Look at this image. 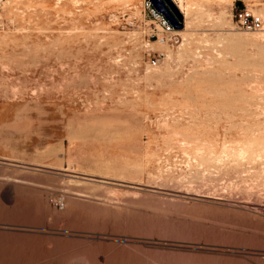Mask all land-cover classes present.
Listing matches in <instances>:
<instances>
[{
    "label": "rangeland",
    "instance_id": "rangeland-1",
    "mask_svg": "<svg viewBox=\"0 0 264 264\" xmlns=\"http://www.w3.org/2000/svg\"><path fill=\"white\" fill-rule=\"evenodd\" d=\"M144 1L1 0L0 107L14 112L0 120L27 122L34 138L0 139L18 159L0 162V264H264V64L227 36L264 33V0H181L187 26L171 42ZM238 7L258 31L234 26ZM48 122L65 128L64 146ZM115 136L141 137L130 158L156 138L141 174L76 155ZM222 144L248 153L195 165L196 147Z\"/></svg>",
    "mask_w": 264,
    "mask_h": 264
},
{
    "label": "crops",
    "instance_id": "crops-1",
    "mask_svg": "<svg viewBox=\"0 0 264 264\" xmlns=\"http://www.w3.org/2000/svg\"><path fill=\"white\" fill-rule=\"evenodd\" d=\"M0 108L3 110L2 111V113L4 114L3 116L6 118L10 117L14 112L12 107L9 105H2ZM27 125H28L27 122L24 123V122L13 121L10 119H1L0 120V139H5L9 142H15L19 139H25V146L28 147V141L33 140L34 133L32 131L33 128L31 127V131H30L28 130L30 127ZM46 129L49 130L48 132L45 133L48 136V139L52 140V142L54 143L58 142L61 139L62 144L64 146L66 131L63 126H60V124L56 122H48ZM108 138H109V141L107 142H105L104 137H103L102 140L97 141L98 143L97 145L92 143L87 148H83L81 146H78L77 149L75 148L76 155L78 156L79 160L84 161V162H90L92 165H95L97 167L104 166L106 169H111L121 175H133L134 176V175L141 174L139 172H140V169L144 168L143 162L145 160V156L147 154H151L155 152V150H150V143L156 138L148 137L149 141L145 142V144L143 145V149H144L143 155L141 157H135V158L127 157V155L131 151L130 150L131 146L137 145V143L140 141L141 139L140 136H118V138L117 137H108ZM101 143L102 145H100ZM107 147L109 149L111 148L110 150H112L113 152L111 157H105L103 154L105 151L109 150ZM117 147H120L121 150L114 151ZM49 150L54 152L55 150H57V148L52 147V148H49ZM4 154H5L4 150L0 149V162L3 164L11 165L10 163H7V162L18 160L16 157L5 156ZM125 155L126 157H124ZM95 157H98V159L97 158L95 159ZM103 160H105L106 162L104 163ZM70 162L71 161L68 158L67 167L69 168H70L69 166ZM56 165L58 167H61L60 163H57ZM76 167L79 168L80 166L76 165ZM136 182L141 183L138 179H136Z\"/></svg>",
    "mask_w": 264,
    "mask_h": 264
},
{
    "label": "bare ground",
    "instance_id": "bare-ground-1",
    "mask_svg": "<svg viewBox=\"0 0 264 264\" xmlns=\"http://www.w3.org/2000/svg\"><path fill=\"white\" fill-rule=\"evenodd\" d=\"M173 1V3L176 5V7H177V9H178V11L181 13V15H182V17H183V19H184V25L185 26H187L185 23L187 22V15H188V4L189 3H187V4H184V6L181 4V0H172ZM196 1V0H195ZM221 1H223V0H221ZM191 2V1H190ZM194 4V3H193ZM190 5V4H189ZM192 5V4H191ZM196 5V4H195ZM195 5H192V6H195ZM195 9H197V8H195ZM258 10V9H257ZM197 11V10H196ZM204 11V10H203ZM249 11V10H248ZM202 12V11H201ZM219 12H220V10H219ZM225 12V11H224ZM250 12V11H249ZM203 13H205V12H203ZM207 13H208V10H207ZM222 13H223V11H221V13H220V15H222ZM254 13V12H253ZM261 13V12H260ZM252 14V13H251ZM253 15V14H252ZM189 16V15H188ZM217 16V15H216ZM222 17H224V16H222ZM260 19V18H259ZM221 20V19H220ZM225 20V19H224ZM189 21V20H188ZM222 21H223V19H222ZM261 21V20H260ZM219 22V21H218ZM225 23H226V21H225ZM220 25H221V23H219ZM223 24V23H222ZM260 29V28H259ZM259 29H257V30H255V31H258ZM185 31V30H184ZM261 31V30H260ZM258 32L257 33V35H253V34H256V33H252V37H248V35L246 34V35H243L242 33H239V34H237V33H227V36L228 37H230V39H232V40H234V43L235 42H237L238 43V46L240 45H242L243 46V43H250L251 45H253L255 48H256V50H257V58H258V61L260 62V63H263L264 64V33H263V31L262 32ZM174 32H176L175 30H174ZM240 34H242V35H240ZM249 35H250V33H249ZM228 39V38H227ZM232 40H229V42L231 41V43H232ZM262 42V44L260 43V42ZM155 43V42H154ZM217 43H218V41H217ZM181 45V44H180ZM231 45V44H230ZM241 46V47H242ZM160 47L161 48H163L164 50H165V58H170V56H171V51L167 48V46L166 45H164V44H162V45H160ZM230 47V46H229ZM189 48H190V46H189ZM179 49V48H178ZM183 49V48H182ZM225 49L227 50V48L225 47ZM235 49V48H234ZM242 49V48H241ZM246 49V48H245ZM245 49L243 50V56H246V53L244 52L245 51ZM237 50V49H236ZM179 51V50H178ZM187 51V50H186ZM180 52V51H179ZM191 52V51H190ZM231 52V51H230ZM183 53H184V51H183ZM234 53H236V51H234ZM248 53V52H247ZM179 54V53H178ZM232 53H229V55H231ZM250 54V53H249ZM181 55V54H180ZM195 55V54H194ZM220 55V54H219ZM222 55V54H221ZM225 55H228L227 53L225 54ZM239 55V54H238ZM186 56H188V55H186ZM214 56V55H213ZM217 56V55H216ZM181 57V56H180ZM194 57V56H193ZM211 57V56H210ZM224 56H222V58H223ZM216 59H217V57H215ZM214 58V59H215ZM218 58H221V57H219L218 56ZM245 59L247 58V57H244ZM243 58V59H244ZM256 58V59H257ZM224 59V58H223ZM235 59H238V58H235ZM251 59V58H250ZM253 59V58H252ZM251 59V60H252ZM196 60H198V59H196L195 58V62L194 63H196ZM213 60V59H212ZM239 60V59H238ZM238 60H236L235 62H239ZM224 61H226V60H224ZM245 61V60H244ZM256 61V60H255ZM193 62V61H192ZM214 62H215V60H214ZM218 62V61H217ZM223 62V61H222ZM245 62H247V61H245ZM253 62V61H252ZM194 63H193V65H194ZM199 63V62H198ZM211 63H213V62H211ZM211 63H209L208 65H210ZM226 63V62H225ZM254 63V62H253ZM215 64H216V62H215ZM231 64V63H230ZM197 65V64H196ZM223 65V64H222ZM232 65V64H231ZM242 65H243V63H242ZM254 65V64H253ZM190 66H192V65H190ZM200 66V65H199ZM198 66V67H199ZM211 66V65H210ZM233 66V65H232ZM238 66V65H237ZM244 66V65H243ZM252 66V65H251ZM212 67V66H211ZM229 67V66H228ZM258 67V66H257ZM203 68V67H202ZM188 69V68H187ZM189 69H190V67H189ZM234 69V68H233ZM232 69V70H233ZM199 70V69H198ZM152 71V70H151ZM249 71V70H248ZM147 72H149V71H147ZM159 72H161V71H159ZM164 72L165 73H169V67H168V65H167V62H165L164 63ZM163 72V73H164ZM194 72V71H193ZM205 72V71H204ZM210 72L211 71H209L208 72V74H210ZM213 73V72H212ZM188 76V75H187ZM203 76V75H202ZM217 76V75H216ZM218 78V77H217ZM217 84V83H216ZM220 85V84H219ZM206 86V85H205ZM222 86V85H221ZM193 87V86H192ZM223 87V86H222ZM208 88H209V86H208ZM252 89H254V88H252ZM257 94V93H256ZM264 95V94H263ZM190 99H192L193 97H190V96H188ZM194 99V98H193ZM220 102V101H219ZM226 102V101H225ZM218 103V102H217ZM217 108V107H216ZM245 108V107H244ZM226 109V108H225ZM196 110V109H195ZM169 112V111H168ZM167 112V113H168ZM170 112H172V110L170 111ZM174 112V111H173ZM180 112V111H179ZM186 112V111H185ZM224 112V111H223ZM222 112V113H223ZM262 112V111H261ZM182 113V112H181ZM180 113V114H181ZM164 114V113H163ZM229 114V113H228ZM227 114V115H228ZM169 115H171V114H168V115H166V116H169ZM173 115V114H172ZM171 115V116H172ZM174 115H175V113H174ZM196 115V114H195ZM205 115V114H204ZM207 115V114H206ZM225 115H226V113H225ZM138 116V115H137ZM146 116V115H145ZM189 116H191V114H189ZM233 116V115H232ZM161 117H163V116H161ZM178 117V116H177ZM149 118V117H148ZM179 119H180V117H178ZM226 118V117H225ZM159 119H161V118H159ZM163 119V118H162ZM171 120H172V118H170ZM179 119H178V121H179ZM181 119H182V116H181ZM180 119V120H181ZM148 120V119H147ZM164 121H165V119H163ZM170 120V121H171ZM176 120H177V118H176ZM183 120V119H182ZM189 120V119H188ZM136 121V120H135ZM137 121H138V119H137ZM157 121V120H156ZM186 121V120H185ZM195 121H196V119H195ZM202 121V120H201ZM162 122V121H161ZM160 122V123H161ZM174 122H176L175 120H174ZM180 122V121H179ZM159 123V122H158ZM171 123V122H170ZM188 123H190V122H188ZM198 123V122H197ZM168 124V123H167ZM172 124H173V122H172ZM178 124V123H177ZM194 124V123H193ZM170 125V124H169ZM158 126H159V124H158ZM172 126V125H171ZM187 126V125H186ZM174 127H175V123H174ZM162 128V127H161ZM208 129V128H207ZM244 132V131H243ZM128 134V133H127ZM149 134V133H148ZM250 135V134H249ZM181 136H185V137H188V134L185 132V133H182L181 134ZM116 137V136H115ZM202 134L201 133H199V132H197V134H195L193 137H188L189 139H193V140H197V141H201L202 140ZM117 138H118V136H117ZM182 138V137H181ZM167 140H169V139H167ZM170 140H172V139H170ZM116 141V140H115ZM202 142H203V140H202ZM224 142V141H223ZM106 144V143H105ZM112 144H114V143H112ZM117 144H119V143H117ZM169 144V143H168ZM167 144V145H168ZM263 144H264V142H263ZM100 145H102V143L100 144ZM106 146V145H105ZM169 146V145H168ZM100 147V146H99ZM104 147V146H103ZM204 147H206L207 149H208V151H209V153L208 154H200V152H201V149L203 148V146H200V147H196V149L197 148H200L199 149V151L198 152H196V154L193 156V159H197V160H199V161H197L196 162V164L195 165H201V167H202V164H204V163H206V162H208L210 159H212V160H214V161H216V162H219L222 158L223 159H235L236 157H241L242 156V154H246V153H248L247 151H248V148H244V147H236V146H228V145H223L222 144V150H221V154L220 155H212L211 153H212V151H211V148L210 147H212V146H204ZM108 148V147H107ZM262 150H264V145L262 146ZM99 149V148H98ZM109 149V148H108ZM111 149V148H110ZM191 149H193L192 147H191ZM119 150H121V149H119ZM188 151V150H187ZM124 153V152H123ZM198 154H200L199 156H196V155H198ZM90 157V156H89ZM124 157H126V155L124 156ZM128 157V156H127ZM98 159V157H95V159ZM143 158V157H142ZM142 158H140V159H142ZM145 158H146V156H145ZM94 159V158H93ZM101 159V158H100ZM152 159H154V158H152ZM123 160V159H122ZM125 161V160H124ZM147 162H148V159L146 160ZM162 161V160H161ZM213 161V162H214ZM137 162V161H136ZM262 162V161H261ZM124 163H126V162H124ZM139 163V162H138ZM157 163H159V162H157ZM145 164V163H144ZM146 166V165H145ZM161 166V165H160ZM204 166V165H203ZM159 167V166H158ZM200 167V168H201ZM142 168H143V166H142ZM137 170H139V169H137ZM140 173V172H139Z\"/></svg>",
    "mask_w": 264,
    "mask_h": 264
},
{
    "label": "built area",
    "instance_id": "built-area-1",
    "mask_svg": "<svg viewBox=\"0 0 264 264\" xmlns=\"http://www.w3.org/2000/svg\"><path fill=\"white\" fill-rule=\"evenodd\" d=\"M1 4V0H0ZM144 12L154 22L152 31H159L163 34L170 36L168 41H176L177 36L171 35L174 33V28L169 23L164 15L156 11L149 1H144ZM231 19L234 22V26L243 31H255L261 28V21L258 17L254 16L246 8H232ZM157 59L151 58V63L156 64Z\"/></svg>",
    "mask_w": 264,
    "mask_h": 264
},
{
    "label": "water",
    "instance_id": "water-1",
    "mask_svg": "<svg viewBox=\"0 0 264 264\" xmlns=\"http://www.w3.org/2000/svg\"><path fill=\"white\" fill-rule=\"evenodd\" d=\"M152 7L164 15L174 29L183 27V17L172 0H148Z\"/></svg>",
    "mask_w": 264,
    "mask_h": 264
}]
</instances>
